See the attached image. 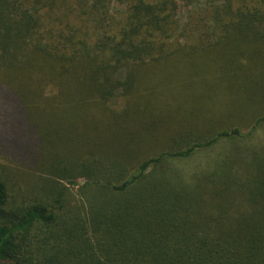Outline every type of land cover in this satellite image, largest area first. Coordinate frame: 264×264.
<instances>
[{"label": "trees", "instance_id": "16d2710c", "mask_svg": "<svg viewBox=\"0 0 264 264\" xmlns=\"http://www.w3.org/2000/svg\"><path fill=\"white\" fill-rule=\"evenodd\" d=\"M0 264H264V0H0Z\"/></svg>", "mask_w": 264, "mask_h": 264}, {"label": "rangeland", "instance_id": "374dc122", "mask_svg": "<svg viewBox=\"0 0 264 264\" xmlns=\"http://www.w3.org/2000/svg\"><path fill=\"white\" fill-rule=\"evenodd\" d=\"M187 13H189V9L187 7H184V5L182 7H180V17L182 19H186L185 17H187ZM169 69L172 70V73L170 74H164V77L161 75L157 84V88H159V90H157V94L160 96V97H167V93H166V89L167 87H170V85L172 86L173 88V91H172V95H171V100H174L176 102H178V94L181 93V96L184 94L185 91L189 90L188 88L185 89V85L186 83H182L181 87L179 88V86H177V78L178 76L180 75V80L183 76H185V81H187L190 76L184 71V64L178 62V63H174L171 62L169 64ZM188 78V79H187ZM193 88H196V87H193ZM181 89V90H180ZM218 92V97L219 99H222V92L217 90ZM176 102H171V103H176ZM120 104V103H119ZM119 104H116V106H120ZM168 106H171L170 102L167 104ZM222 104L220 103H217L216 107H220ZM213 107V106H212ZM214 108V107H213ZM5 158V157H4ZM4 158L2 157L1 161L4 162Z\"/></svg>", "mask_w": 264, "mask_h": 264}]
</instances>
